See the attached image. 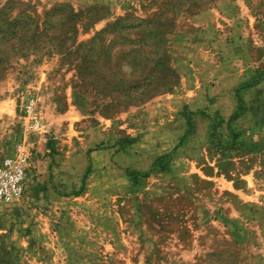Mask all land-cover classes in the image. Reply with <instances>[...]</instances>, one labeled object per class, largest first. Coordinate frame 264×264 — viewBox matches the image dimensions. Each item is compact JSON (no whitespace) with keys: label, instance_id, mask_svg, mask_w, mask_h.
<instances>
[{"label":"rangeland","instance_id":"obj_1","mask_svg":"<svg viewBox=\"0 0 264 264\" xmlns=\"http://www.w3.org/2000/svg\"><path fill=\"white\" fill-rule=\"evenodd\" d=\"M236 1L0 0V155L27 153L0 264H255L264 215L232 199L264 188V61L190 45L195 17ZM242 1L263 35L264 0ZM245 58L249 78H226Z\"/></svg>","mask_w":264,"mask_h":264},{"label":"crops","instance_id":"obj_2","mask_svg":"<svg viewBox=\"0 0 264 264\" xmlns=\"http://www.w3.org/2000/svg\"><path fill=\"white\" fill-rule=\"evenodd\" d=\"M233 8L227 10H216L211 9L206 13L195 17L193 19V33L191 37V47L194 48L197 55H205L209 57L210 55H215L218 53L219 47L229 46L231 48L242 46H256L259 53L256 52L257 59L262 56L261 62L264 61V34L260 35L257 28H255L256 16L252 15L249 8L244 5V2L239 0V2L234 4ZM236 19H241V27L236 26ZM262 36V37H261ZM248 56V55H246ZM250 59L242 60L236 67H230L226 72V78H232L233 68L239 69L238 77L239 81H244L249 78V75L253 73L254 66H248V61ZM245 61V62H244ZM263 70V69H262ZM236 76V73H235ZM241 78V79H240ZM226 81V79H225ZM240 81V82H241ZM257 143L259 147L264 146V76L257 78ZM261 187V188H260ZM257 188V198L252 191L256 193ZM261 183H253V187L249 188L245 184L243 189L233 188V194L236 196L232 199V202L238 205H243L244 207H253V214L256 219L258 216L264 215V209L260 207L264 206V192ZM235 200V202L233 201ZM237 200V202H236ZM253 200L254 203L250 202ZM232 203V204H233ZM231 203H228V206ZM239 207L236 209L232 208L226 213L227 220L235 216V218H240L244 216V211ZM257 209V211H255ZM259 210V211H258ZM256 215V216H255ZM256 232L254 233V244L252 259L255 264H264V231H259V224L256 223Z\"/></svg>","mask_w":264,"mask_h":264},{"label":"built area","instance_id":"obj_3","mask_svg":"<svg viewBox=\"0 0 264 264\" xmlns=\"http://www.w3.org/2000/svg\"><path fill=\"white\" fill-rule=\"evenodd\" d=\"M25 115L29 119V129L38 130L39 122L33 116L31 102L25 105ZM27 153L22 146H17L13 155H0V202L11 203L20 199L26 192L25 167Z\"/></svg>","mask_w":264,"mask_h":264}]
</instances>
